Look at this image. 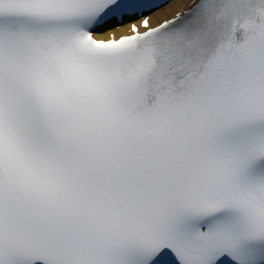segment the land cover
I'll use <instances>...</instances> for the list:
<instances>
[{
    "label": "snow or ice",
    "instance_id": "1",
    "mask_svg": "<svg viewBox=\"0 0 264 264\" xmlns=\"http://www.w3.org/2000/svg\"><path fill=\"white\" fill-rule=\"evenodd\" d=\"M0 264H264V0H0Z\"/></svg>",
    "mask_w": 264,
    "mask_h": 264
},
{
    "label": "bare ground",
    "instance_id": "2",
    "mask_svg": "<svg viewBox=\"0 0 264 264\" xmlns=\"http://www.w3.org/2000/svg\"><path fill=\"white\" fill-rule=\"evenodd\" d=\"M173 7H175V5H173ZM171 11H172V8H166V9L158 12L157 17L162 20L166 17H169L171 14Z\"/></svg>",
    "mask_w": 264,
    "mask_h": 264
}]
</instances>
